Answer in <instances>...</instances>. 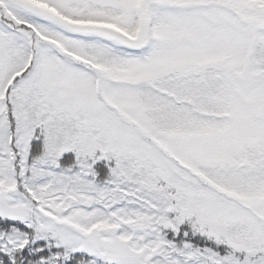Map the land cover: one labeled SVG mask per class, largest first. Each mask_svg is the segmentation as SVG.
<instances>
[{
  "label": "snow or ice",
  "instance_id": "snow-or-ice-1",
  "mask_svg": "<svg viewBox=\"0 0 264 264\" xmlns=\"http://www.w3.org/2000/svg\"><path fill=\"white\" fill-rule=\"evenodd\" d=\"M0 264H264V0H0Z\"/></svg>",
  "mask_w": 264,
  "mask_h": 264
}]
</instances>
